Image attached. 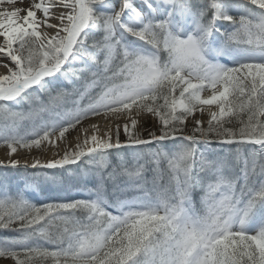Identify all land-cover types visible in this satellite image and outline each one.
<instances>
[{
    "label": "snow or ice",
    "instance_id": "6c2138e0",
    "mask_svg": "<svg viewBox=\"0 0 264 264\" xmlns=\"http://www.w3.org/2000/svg\"><path fill=\"white\" fill-rule=\"evenodd\" d=\"M0 69L4 264H264V0H0Z\"/></svg>",
    "mask_w": 264,
    "mask_h": 264
},
{
    "label": "rangeland",
    "instance_id": "374dc122",
    "mask_svg": "<svg viewBox=\"0 0 264 264\" xmlns=\"http://www.w3.org/2000/svg\"><path fill=\"white\" fill-rule=\"evenodd\" d=\"M149 123V125L151 124V122L149 121L148 122ZM1 150V149H0ZM34 152H35V150H34ZM22 156H23V154H21ZM3 158V156L2 155H0V159H2ZM22 163H23V159H22ZM0 170H5V169H0ZM10 171H13V170H10ZM6 172H8V173H6ZM4 176H7V178H8V180L10 181V183H12L13 185H15V182L19 179V175L18 174H12V173H10L9 171H5L4 173L3 172H1V174H0V177L2 178V177H4ZM12 180V181H11ZM0 262H4L3 260H0Z\"/></svg>",
    "mask_w": 264,
    "mask_h": 264
},
{
    "label": "bare ground",
    "instance_id": "6f19581e",
    "mask_svg": "<svg viewBox=\"0 0 264 264\" xmlns=\"http://www.w3.org/2000/svg\"><path fill=\"white\" fill-rule=\"evenodd\" d=\"M16 6H22V5H21V4H17ZM0 71H3V70L0 69ZM4 153H5V150H4V149H1V150H0V155H2L3 158H4ZM0 264H4V262H0Z\"/></svg>",
    "mask_w": 264,
    "mask_h": 264
},
{
    "label": "trees",
    "instance_id": "16d2710c",
    "mask_svg": "<svg viewBox=\"0 0 264 264\" xmlns=\"http://www.w3.org/2000/svg\"><path fill=\"white\" fill-rule=\"evenodd\" d=\"M5 171H9L10 173H12V174H16L15 172H14V170L13 171H10V170H0V174H1V172H5ZM6 173H8V172H6ZM1 178V177H0ZM12 181V180H11ZM73 195H75L74 193H73Z\"/></svg>",
    "mask_w": 264,
    "mask_h": 264
}]
</instances>
